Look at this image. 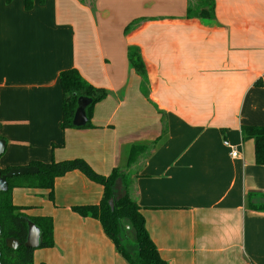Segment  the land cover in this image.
Wrapping results in <instances>:
<instances>
[{
	"label": "crops",
	"instance_id": "obj_1",
	"mask_svg": "<svg viewBox=\"0 0 264 264\" xmlns=\"http://www.w3.org/2000/svg\"><path fill=\"white\" fill-rule=\"evenodd\" d=\"M215 3V18L203 20L187 16L190 0H34L31 9L0 0V168L83 158L109 175L146 146L132 191L160 256L264 264V209L252 208L264 205V165L241 133L264 125V0ZM70 68L107 91L87 128L61 126L59 77ZM103 191L79 170L56 179L53 199L13 190L29 216L54 221V246L38 247L36 264H129L99 220L73 210Z\"/></svg>",
	"mask_w": 264,
	"mask_h": 264
},
{
	"label": "trees",
	"instance_id": "obj_2",
	"mask_svg": "<svg viewBox=\"0 0 264 264\" xmlns=\"http://www.w3.org/2000/svg\"><path fill=\"white\" fill-rule=\"evenodd\" d=\"M12 0H7L10 2ZM26 9H31L34 0H23ZM45 0H41L44 2ZM215 0H190L188 17H198L203 20L215 18ZM129 28V26H128ZM127 28V29H128ZM129 58L132 67L147 83L145 63L138 47H129ZM60 84L63 92L62 128L76 127L73 118L80 97H88L92 101L87 107L88 123L96 103L107 97L104 88H98L85 80L78 69L70 68L60 73ZM259 84V81H258ZM242 139L253 140L255 146V161L264 165V125H242ZM1 139H6L0 135ZM146 152V146H133L128 156L126 167H114L109 175L97 172L85 159L73 158L61 161L43 162L33 160L27 166H35L38 172L34 175L17 176L8 179L9 187L0 191V260L2 264H36L34 251L39 248L54 246V221L51 216H29L26 206L14 204L13 190L19 188H36L49 190L53 199L54 186L57 178L66 173L79 170L90 180L103 186V196L98 204L74 206L73 210L82 217H92L100 221L105 233L114 243L118 253L129 264H168L160 256L157 246L152 240L145 224L135 195L132 191L133 182L139 173L131 169L139 157ZM12 166L1 169L7 173ZM254 209H264V205H252ZM35 223L41 231V241L37 247L26 246L28 238V223ZM19 241L17 248L7 245V239ZM47 264V263H39Z\"/></svg>",
	"mask_w": 264,
	"mask_h": 264
},
{
	"label": "water",
	"instance_id": "obj_3",
	"mask_svg": "<svg viewBox=\"0 0 264 264\" xmlns=\"http://www.w3.org/2000/svg\"><path fill=\"white\" fill-rule=\"evenodd\" d=\"M91 99L88 97H80L77 102V108L73 118V125L76 127H83L88 123L87 107L91 103ZM6 147V141L0 138V156L4 153ZM38 172V168L35 166H20L11 168L7 173L3 174L0 170V191H6L9 187L8 179L17 176L34 175ZM1 234V227H0ZM41 241V231L39 227L33 223H28V238L26 246L37 247ZM19 241L14 238L7 239V245L11 248H17ZM1 256V252H0ZM0 264L1 260H0Z\"/></svg>",
	"mask_w": 264,
	"mask_h": 264
},
{
	"label": "built area",
	"instance_id": "obj_4",
	"mask_svg": "<svg viewBox=\"0 0 264 264\" xmlns=\"http://www.w3.org/2000/svg\"><path fill=\"white\" fill-rule=\"evenodd\" d=\"M225 146L231 149V156L232 157H239L241 156L240 152L238 151L237 147L231 144L228 140H224Z\"/></svg>",
	"mask_w": 264,
	"mask_h": 264
},
{
	"label": "rangeland",
	"instance_id": "obj_5",
	"mask_svg": "<svg viewBox=\"0 0 264 264\" xmlns=\"http://www.w3.org/2000/svg\"><path fill=\"white\" fill-rule=\"evenodd\" d=\"M245 146H254L253 142L245 143Z\"/></svg>",
	"mask_w": 264,
	"mask_h": 264
}]
</instances>
